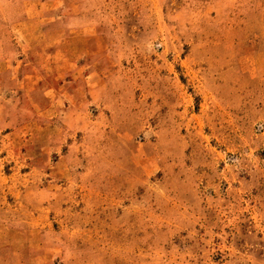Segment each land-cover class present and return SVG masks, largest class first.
<instances>
[{
	"label": "rangeland",
	"instance_id": "rangeland-1",
	"mask_svg": "<svg viewBox=\"0 0 264 264\" xmlns=\"http://www.w3.org/2000/svg\"><path fill=\"white\" fill-rule=\"evenodd\" d=\"M0 264H264V0H0Z\"/></svg>",
	"mask_w": 264,
	"mask_h": 264
}]
</instances>
